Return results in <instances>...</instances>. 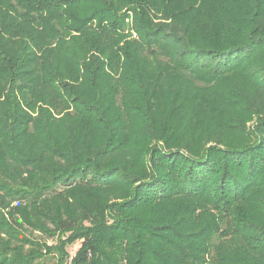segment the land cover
Instances as JSON below:
<instances>
[{
    "label": "trees",
    "instance_id": "trees-1",
    "mask_svg": "<svg viewBox=\"0 0 264 264\" xmlns=\"http://www.w3.org/2000/svg\"><path fill=\"white\" fill-rule=\"evenodd\" d=\"M48 260L264 264V0H0V264Z\"/></svg>",
    "mask_w": 264,
    "mask_h": 264
},
{
    "label": "rangeland",
    "instance_id": "rangeland-1",
    "mask_svg": "<svg viewBox=\"0 0 264 264\" xmlns=\"http://www.w3.org/2000/svg\"><path fill=\"white\" fill-rule=\"evenodd\" d=\"M37 238H40L42 241H46L49 245L55 244L57 242V238L47 239L46 237H43L41 235H37ZM81 242L77 241L67 247L69 250L71 256H74L76 252L79 250ZM45 264H52L51 260H48Z\"/></svg>",
    "mask_w": 264,
    "mask_h": 264
}]
</instances>
